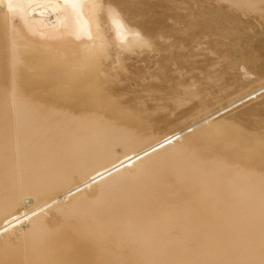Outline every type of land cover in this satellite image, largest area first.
Masks as SVG:
<instances>
[{"label": "bare ground", "instance_id": "bare-ground-1", "mask_svg": "<svg viewBox=\"0 0 264 264\" xmlns=\"http://www.w3.org/2000/svg\"><path fill=\"white\" fill-rule=\"evenodd\" d=\"M154 170L179 206L143 208ZM0 244V264H264V0H0Z\"/></svg>", "mask_w": 264, "mask_h": 264}, {"label": "rangeland", "instance_id": "rangeland-1", "mask_svg": "<svg viewBox=\"0 0 264 264\" xmlns=\"http://www.w3.org/2000/svg\"><path fill=\"white\" fill-rule=\"evenodd\" d=\"M224 11H226L227 13H231V14H233V15L235 16V18H237V19H239V20H249L250 23H252L253 27H255V28L259 25V24H258L257 22H255L254 20L251 21L250 18L244 17L243 14H244L245 9H244V10H234V12H232L231 7H224ZM149 133H150V134H149ZM146 134L151 135V134H154V132H151V131H150V132H147ZM161 168H162V166L160 167V169H161ZM156 169H157V168H156ZM156 169H155V170H156ZM155 170H154V174H153L154 176L157 175L158 173H161V171H160V172H156V171L159 170V168H158L156 171H155ZM161 170H162V169H161ZM190 173H191V174H190ZM116 174L118 175V172H116ZM159 175H160V174H159ZM186 175H187L188 177H191V175H193L194 177L197 178V176H195V173H194V172H187ZM155 177H156V176H155ZM194 177H192V178L194 179ZM156 178H159V179H160V177H159L158 175H157ZM197 179H198V178H197ZM217 179H218V181H219V180H220V181H219V182H216ZM221 179L223 180V177L216 178L215 181H213V184L216 185V186H218V185H220V184H223V182H221ZM156 181H157V180H156ZM210 181H211V180H210ZM173 182H174V181H172L171 179H169L168 181H167V179H165V181H164L163 179H160L159 181H157V182H156L157 184L155 185L156 188H157V190H156V195H155V194L152 195V200L154 199L155 203H154V201L151 200L150 202H148L150 205H149L148 203L143 204V208H145V209L148 208L149 210H151L152 208H155V209H156V207H157L158 205L162 204L164 201H165V202H164L165 204H166V201H167V204H169V200H170V204H171V205H175V204L178 205L177 200L175 199V198H176L175 195L180 196V195H179V192L177 191V188H176V189H175V188H174V189H170V188H169L168 191H167V189H164V188H166V185H168V184H171V185H169V187L172 186V184H174ZM159 183H160V184H159ZM217 183H219V184H217ZM157 185H158V187H157ZM163 185H164V186H163ZM160 186H161V187H160ZM162 186H163V187H162ZM159 187H160L161 189H160ZM158 188H159V189H158ZM167 188H168V187H167ZM158 192H159V193H158ZM164 192H165V193H164ZM172 192H173V193H172ZM157 193H158V194H157ZM172 194H173V195L175 194L174 197H173ZM158 195H160V196H158ZM154 196H155V197H154ZM170 196H171V197H170ZM169 198H170V199H169ZM177 198H178V197H177ZM161 199H162V200H161ZM172 199H173V200H172ZM171 200H172V202H171ZM158 202H159V204H158ZM164 203H163V204H164ZM222 204H223V203H222ZM177 205H175L174 207H176ZM178 206H179V205H178ZM148 209H147V210H148ZM155 209L152 210V213H151V211H149L148 214H147V218H146V217H144V218L147 219L148 221H152V220L154 221V218H155V221H154V222H156V220H157L158 218H159L158 220H162V219H160V218H162V217H163L162 215H164V214H162V213H161L162 215H161V214H158V213H160V212H158V211H157V212H156V211L153 212ZM176 212H178V210H177ZM197 213H198V212H197ZM178 214H179V212L177 213V215H178ZM160 215H161L162 217H161ZM177 215H176V213H175V215L173 214L171 217H170V215H169V218H168V215H165V216H166V218H165L166 220H165V221H167V219H171L172 217L174 218V216L176 217L175 219H178L180 215H179V216H177ZM198 215H199V214H198ZM165 216H164V217H165ZM164 217H163V218H164ZM49 218L51 219V217H49ZM150 218H151V220H150ZM156 218H157V219H156ZM147 220H146V221H147ZM207 220H208V221H206V220H203V221H206V223H208L209 225H212V224L215 225V224H219V223H220V222L217 223V220H216V221H215V220H212V219H207ZM209 220H211V221H209ZM214 221H215L216 223H214ZM190 222H191V221H190ZM185 223H186V222H185ZM185 223L182 222V223H180V224H184L183 226H185ZM195 223H196V222L193 221V224H195ZM180 224H179V225H180ZM186 225H187V224H186ZM180 226L182 227V225H180ZM194 229H196V228H193V229H192V227L190 228V230H191V231L193 230V232H194ZM197 231H198V230H197ZM201 231H202V230H201ZM201 231L199 230V232H197V233H201ZM195 232H196V231H195ZM202 233H203V231H202ZM175 235H176V232H173V233L170 234L169 236H172V237H173V236H175ZM195 243H196V242H195ZM195 243H193L194 245L191 244V245H192V246H191L192 248H194V246L196 245ZM197 244H198V246L200 245L198 242H197ZM0 245H1V244H0ZM186 246H187V245H186ZM245 246H246V245H245ZM245 246H243L242 248H240V251H237V252L228 251L231 255H229V253H228L227 251H226V252H223V253L220 252V253H218V254L220 255V254L222 253L223 255H225V258L227 257V259H228V257H230V258L232 259V257H234V258H236L237 256L240 257V256L244 253V251H246V253L243 254V257L246 255L245 258L247 259L248 257L251 256L252 258L250 257V258H248V259H249V260H253V258L256 256V253H258V252H256L255 250H252V252H253V253H252L251 250L248 249L247 246H246V247H245ZM191 247H190V245H189V248H191ZM186 248H188V246H187ZM196 248H197V247H196ZM243 248H244L245 250H244ZM242 249H243V253L241 252ZM249 250H250V251H249ZM144 251H145V250H143V249H139L137 252H144ZM250 252H251V253H250ZM255 252H256V253H255ZM254 253H255V254H254ZM222 254L220 255L218 261H220V258L223 256ZM232 254H233L234 256H233ZM236 254H237V255H236ZM250 254H251V255H250ZM219 255H218V256H219ZM227 255H228V256H227ZM247 255H248V256H247ZM249 255H250V256H249ZM252 255H254V256H252ZM216 256H217V255H216ZM218 256H217V257H218ZM241 257H242V256H241ZM243 257H242V258H243ZM222 258H224V256H223ZM222 258H221V260H222ZM225 258L221 261V262L224 261L222 264L225 263V261H226ZM230 258L227 260L229 263L226 261V262H227L226 264H230V262H231V264H235L236 262H237V264H238V263L240 264V263H244V262L246 261L245 258H243V259L236 258V259H235L236 262H233V263H232V261H233L234 259L231 260ZM237 259H238V260H237ZM248 259H247V260H248ZM216 260H217V259H215L214 262H212L211 264H213V263H215V262H216L215 264H217L218 262H217ZM230 260H231V261H230ZM239 260H240V261L243 260V261H242V262H239ZM197 262H198V261H195L193 264H195V263L197 264ZM221 262H219V264H221ZM198 264H199V263H198Z\"/></svg>", "mask_w": 264, "mask_h": 264}]
</instances>
